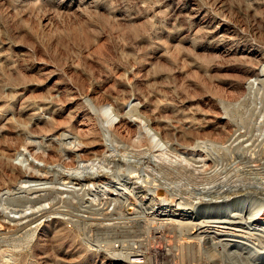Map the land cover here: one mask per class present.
<instances>
[{
	"label": "rangeland",
	"instance_id": "374dc122",
	"mask_svg": "<svg viewBox=\"0 0 264 264\" xmlns=\"http://www.w3.org/2000/svg\"><path fill=\"white\" fill-rule=\"evenodd\" d=\"M140 91L150 94L147 107L175 148L202 154L218 179L264 181V0H0V155L47 178L16 180L0 165V264H106L113 250L103 242L116 239L111 226L143 203L142 190H159L165 207L177 203L156 181L144 182L151 179L145 171L133 179L104 176L82 195L79 184L61 178L80 176L81 169L65 167L63 158L45 167L34 157L47 154L49 144L63 147L53 133L70 119L80 126L87 111L101 133L98 150L118 152L122 142L102 122L96 102L108 99L129 111L141 104ZM26 124L31 151L20 143ZM130 180L146 187L124 190ZM43 194L29 206L27 199ZM40 208L45 217L17 229L28 219L23 215ZM227 211L242 218L191 233L198 244H189L190 264L264 258V242L249 234L264 231V202L244 197ZM201 219L207 217L190 220ZM241 220L252 226H238Z\"/></svg>",
	"mask_w": 264,
	"mask_h": 264
},
{
	"label": "bare ground",
	"instance_id": "6f19581e",
	"mask_svg": "<svg viewBox=\"0 0 264 264\" xmlns=\"http://www.w3.org/2000/svg\"><path fill=\"white\" fill-rule=\"evenodd\" d=\"M139 96L140 98H137L141 104L132 107L131 103L133 101H129L128 105L131 106L129 111H125V106L121 107L118 103L110 102L108 99L96 102L102 122H104L106 127L113 133L115 141L122 142L120 149L117 148L118 152L108 147H103L101 150H98L99 142H101V133L96 126L94 117L87 111L84 119L79 124L80 126H73L70 119L63 122L66 126L65 129L62 130L58 127L56 132L53 133V135H56L60 140L62 139L64 141L63 147L49 144L50 151L47 154L37 153L34 157L41 160L45 167H48V163H54L63 158L64 160H68L64 162L65 167L71 169L76 168V170L81 169L80 176H69L68 174H64L61 178L62 180H69V183L79 184V189L83 190L82 195L84 193L88 194L87 191L91 190L89 185L104 176L114 177L124 174L126 178L133 179L141 177L142 171L147 172L151 176V179H144V182L149 183L156 181V185L161 190L171 191L170 194L172 198L178 200L177 203L172 204L174 207H165L166 203L162 202V197L157 193L159 190H156L154 194H152L149 192L150 188L146 187V185H142L141 183L136 184V181L130 180L129 186H123L124 190L132 187V190H136L137 192L140 191V189L142 190V187H146L147 190H142L141 192L144 193V201L141 205L139 203L138 205L130 206L126 209L128 212L125 214H128V216L123 217L126 218V220L115 222V224L111 226L116 230L114 232L117 233H114L116 234L114 236L116 237L120 233H118L117 229L122 228L127 230L128 227L138 223V221H144V223L142 225L137 224L136 226L142 227L140 230H146L145 228L148 227L151 218H153V231L156 230V233H160L158 237L169 235L168 243L171 246V252L177 250L178 253L175 252V254H177L179 260L181 262H189L187 251L189 244L190 242H192V244L198 242L197 237L194 238L195 236H190L191 233L196 231H199V233L205 232L211 227L208 225V222L224 223L226 218H237L239 215H236V213L231 214L227 211V208L230 207L231 209H235L237 201L244 197L250 196L252 201L257 200L259 203L264 202V181H259L254 184L250 181H243L240 178L230 179L231 177L229 178L227 176L218 179V173L215 169L212 170L210 168L208 159L202 156V154L187 152L185 150L181 151L168 142L170 133L167 127L163 124L161 119L153 115V110H149L147 107V101L150 102L152 100L150 94L146 91H140ZM46 105L47 109L53 107L51 103H47ZM49 119H51V117ZM87 122L92 123V127L87 126L85 124ZM63 132H66L67 136L63 134ZM29 133H31L29 124H26L23 129H20V134L24 137L23 140H20V143L22 146H25V141V149L35 146L32 141L26 142L25 137L28 136ZM29 151H31V149H29ZM97 163H99V165ZM0 165L8 168L11 176L16 180L21 178L24 179L23 181L47 180V178L38 176L30 170H28L29 172L26 170L23 171L6 155H0ZM119 165H122L120 167L125 166L121 169V172H119ZM124 184H127V182ZM0 189L2 188L0 187ZM113 190H119L118 193L121 195L126 194L121 188H114ZM132 190L130 189V191ZM29 191L33 194L37 192V190ZM55 191L60 193L63 191L67 192V190L61 188H56ZM255 194H259V196ZM191 197L198 198V201L195 202L190 200ZM45 198L46 195L43 194L35 199H27V202L30 203L29 206H33L31 204H35ZM94 198L95 197H93L92 200H94ZM147 200L150 203H145ZM101 201L103 202V200ZM185 208L191 209L190 212L193 214L195 213V215L184 213L187 212ZM43 209L45 208H40L41 212L39 214H35L39 211L37 210L34 213L23 215L21 218L27 217L28 219H26L20 227L18 226L17 229L26 228L30 222L37 219L38 216L39 218L45 217V213L47 214L48 211H42ZM133 212H136V214L135 217L131 218L129 214ZM150 212L153 213V217H147V214ZM167 212L170 213L168 214ZM123 214L124 213L121 212V215L125 216ZM200 216H205L207 219H201L198 223H194L193 220H190H196ZM180 217L186 220H182ZM250 222V220L245 222L242 220L237 221L238 226H246V228L247 226H252ZM192 226H194V228ZM249 234L256 235V239L259 243L264 242L263 230H259L257 234L254 232H250ZM176 238H178V240L175 241L174 239ZM207 238L208 237L203 239L206 240ZM112 242L113 239L108 243L104 241L103 246L108 244V249H111ZM205 242L207 243V240ZM219 243L220 246L223 245L221 242ZM228 245L229 243H226L223 246L227 247ZM234 246L236 247L237 245L235 244ZM247 249L249 252L250 248L248 247ZM110 254L112 255L110 258H113L114 252L111 251ZM246 256L250 257V255ZM259 257L261 258L262 256ZM259 257L257 255V257L251 259L252 262L258 259V262L255 264L264 263V258L260 260ZM248 259L246 260L248 261ZM247 263L250 264V262Z\"/></svg>",
	"mask_w": 264,
	"mask_h": 264
},
{
	"label": "built area",
	"instance_id": "2783aa9c",
	"mask_svg": "<svg viewBox=\"0 0 264 264\" xmlns=\"http://www.w3.org/2000/svg\"><path fill=\"white\" fill-rule=\"evenodd\" d=\"M135 214L136 212H133L129 215L132 218ZM147 217H153V213L150 212ZM143 223L144 221H138L127 230H120L119 235L112 242L114 256L106 264H190L179 260L175 254L178 253L177 250L171 252L169 235L158 237L160 233L153 231V218L146 230H140L142 227L136 226Z\"/></svg>",
	"mask_w": 264,
	"mask_h": 264
}]
</instances>
